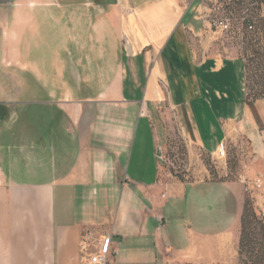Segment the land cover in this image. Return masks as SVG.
<instances>
[{"label": "crops", "instance_id": "crops-1", "mask_svg": "<svg viewBox=\"0 0 264 264\" xmlns=\"http://www.w3.org/2000/svg\"><path fill=\"white\" fill-rule=\"evenodd\" d=\"M210 3L0 0V264H84L88 232L109 264H240L238 175L171 176L152 117L167 99L188 148L264 155V100L213 50Z\"/></svg>", "mask_w": 264, "mask_h": 264}, {"label": "rangeland", "instance_id": "rangeland-1", "mask_svg": "<svg viewBox=\"0 0 264 264\" xmlns=\"http://www.w3.org/2000/svg\"><path fill=\"white\" fill-rule=\"evenodd\" d=\"M209 6L214 7L210 18L215 15L230 18L232 24L231 33L211 35L206 31L213 50L222 57L241 58L245 65L244 85L248 93L264 100V0L253 5L245 0H234L229 5L210 3ZM243 13L252 18V31H246L239 25L238 17ZM152 117L154 124H161L168 131L162 150L166 162H162V167L171 176L186 181L217 180L230 178L229 173H232L246 178L249 191L244 188V200L248 211L245 213L241 260L242 264H264V155L254 161V155L249 154L246 144L236 147L229 144L222 159L188 148L178 127L175 111L167 99L154 109ZM256 180L261 182L259 188L253 185Z\"/></svg>", "mask_w": 264, "mask_h": 264}, {"label": "built area", "instance_id": "built-area-1", "mask_svg": "<svg viewBox=\"0 0 264 264\" xmlns=\"http://www.w3.org/2000/svg\"><path fill=\"white\" fill-rule=\"evenodd\" d=\"M233 1L234 0H214V2L218 4V6L222 4L229 5ZM254 1L255 0H245V2L247 3L254 2ZM247 17L248 16H246L245 13H243L241 17H238L239 25L242 24L245 18ZM247 29L251 30L252 27L249 26ZM206 31H208L211 34L231 33L232 31L231 19L225 18V17H218V15L212 16V18H210L207 21ZM158 152L160 154L159 155L160 161L166 162L161 148L158 149ZM225 156H226V148L224 144H220L215 153V158L222 159V158H225ZM238 180L244 185L245 190L249 191V184L246 178L243 175H240L238 177ZM253 185L255 188H259L261 186L260 180H256ZM89 236H90L89 232L88 234L84 233L82 236V242H81L82 250L90 249V251L87 253L85 257L84 264H109L110 263L109 261L113 255V251L111 249L112 236L111 235L101 236L97 240V242L93 244L92 248L86 244V240Z\"/></svg>", "mask_w": 264, "mask_h": 264}, {"label": "trees", "instance_id": "trees-1", "mask_svg": "<svg viewBox=\"0 0 264 264\" xmlns=\"http://www.w3.org/2000/svg\"><path fill=\"white\" fill-rule=\"evenodd\" d=\"M259 0H255L254 2H250L248 4H256ZM244 30L246 31H252L253 30V25H252V18L251 17H247L245 18L244 22L242 24H240ZM251 26L252 29L251 30H248L247 28ZM244 70H245V65H244ZM245 83H246V79H245ZM244 89H245V98H244V102L246 104H250V103H253V102H256L258 100L261 99L260 96H255V95H250L247 91V86L246 84L244 85ZM248 211L247 209V203L246 201L244 200V206H243V211H242V215H241V220H240V238H239V245H238V253H239V260H240V264H242V244L244 242V238H245V213ZM262 235L264 236V231L262 233Z\"/></svg>", "mask_w": 264, "mask_h": 264}]
</instances>
